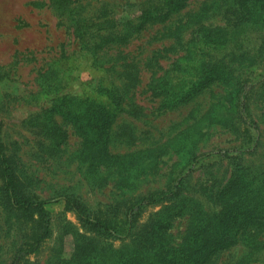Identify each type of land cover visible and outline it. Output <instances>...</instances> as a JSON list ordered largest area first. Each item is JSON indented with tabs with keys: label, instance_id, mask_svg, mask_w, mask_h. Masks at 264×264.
<instances>
[{
	"label": "rangeland",
	"instance_id": "374dc122",
	"mask_svg": "<svg viewBox=\"0 0 264 264\" xmlns=\"http://www.w3.org/2000/svg\"><path fill=\"white\" fill-rule=\"evenodd\" d=\"M138 1L82 0L84 4L90 2L85 6L87 11L96 12L100 7H106L116 14ZM204 1L189 0L185 9L172 14L164 23L150 25L123 47L125 51H131L130 58L140 70L139 84L124 105L126 111L141 108L142 112L136 117L127 112L120 113L114 122L109 149L115 154L152 149L136 169L160 167L148 178L142 176L136 180L141 192L166 188L177 163V179L172 186L184 174L188 191L213 210L216 207L204 195L203 186L214 184L219 187L236 166L264 157V59L245 46L236 48L235 55L227 56L234 63L236 76L244 84L245 120L237 110L236 113L230 111L233 106L226 97L231 88L220 83L211 85L191 101L175 108H160L162 97L153 93L155 78L170 69L173 83L179 89L189 81L190 72L192 74L191 61L182 65L179 62L185 52V46L179 43L189 39L191 32L183 31L181 42L165 33L169 26L197 10ZM66 12L58 9L51 0H0L2 141L20 174L32 178L30 188L41 198H57L47 205L53 233L39 253L28 257L27 264H49L51 261L56 264L55 256L61 244L62 256H71L74 234L70 228L66 232V227L71 225L81 231L82 228L76 214L59 197L63 193L81 197L94 211L118 220L125 219V192L118 184L126 174L128 163L107 162L99 168L90 166L88 159L81 158L86 153L88 143L85 140L88 138L80 135L76 120L69 112L71 108L76 110L73 107L75 99L70 98L74 96L98 98L113 110L114 105L98 88L115 80L124 84L127 78L123 75L118 78V72L95 62L93 53L81 48ZM247 42L246 46L256 49L261 43L260 33L251 31ZM102 54L105 57L118 56L117 49L102 52L100 56ZM119 64L116 65L118 69ZM206 114L207 118H204ZM219 117L223 118L220 122L216 119ZM47 121L50 125L56 121L68 132L67 140L60 146L47 132L50 126ZM223 122L230 125L222 127ZM194 139L198 141L194 145L200 154L197 160L187 147ZM169 141L171 145H168ZM186 164L189 165L185 167ZM160 207H145L140 213V222ZM185 225L183 220L177 230ZM30 227H16L0 209V264L10 262ZM109 241L120 244L119 240ZM245 258L248 262L239 264H264V250L250 253L248 247L236 246L222 252L217 262L238 263Z\"/></svg>",
	"mask_w": 264,
	"mask_h": 264
},
{
	"label": "trees",
	"instance_id": "16d2710c",
	"mask_svg": "<svg viewBox=\"0 0 264 264\" xmlns=\"http://www.w3.org/2000/svg\"><path fill=\"white\" fill-rule=\"evenodd\" d=\"M51 1L58 9L67 11L65 14L70 18L81 48L90 50L95 62L118 72V78L120 75L127 78L124 84L115 80L98 88L114 105L113 110L98 98L74 96L70 98L75 99L73 107L76 110L70 107L69 112L76 120L80 135L88 138L85 140L88 143L86 153L81 158L88 159L90 166L99 168L107 162L128 163L126 174L118 184L125 192V219L118 220L94 211L81 197L72 193L61 194L59 197L76 214L82 231L71 225L66 227V232L70 228L74 234V250L65 258L60 252L61 244L55 256L56 264H219L217 257L236 246L248 247L250 253L264 250V157L239 164L219 187L214 184L203 186L204 195L216 207L212 210L188 191L184 174L172 186L177 179V163L166 188L141 192L136 180L142 176L148 178L160 167L136 169L144 155L148 157L151 148L125 154H115L109 149L114 122L120 113L127 112L136 117L142 112L141 108L126 111L124 105L139 84L140 70L130 58L131 51H125L123 47L150 25L164 23L172 14L185 9L189 0H140L131 3L120 14L112 13L106 7H100L96 12L87 11L85 6L90 2L84 4L82 0ZM186 30L191 34L189 39L179 43L185 46L179 62L182 65L191 61L192 74L190 72L189 81L179 89L173 83L170 69L155 78L152 87L154 95L162 97L160 108H175L191 101L211 85L220 83L231 88L226 97L233 106L230 111L236 113L237 110L245 120L244 84L236 76L234 63L227 56L235 55L236 48L245 46L264 59V0H206L197 10L169 26L165 34L181 42ZM251 31H258L261 36L256 49L246 46ZM112 49H117L118 56H100ZM208 117L212 118V115ZM229 125V122L221 124L222 127ZM47 132L55 138L58 146L68 138V132L56 121L48 126ZM196 140L187 146L195 160L200 156L196 151ZM251 151L256 154L255 150ZM0 179L1 211L16 227L31 226L8 264H27L28 257L39 253L53 233L47 205L57 198H41L30 188L32 178L20 174L5 150L1 123ZM156 205L161 207L140 222L139 216L144 208ZM183 220L186 221L185 227L177 230ZM109 239L119 240L120 244L115 245ZM244 261L248 262V259L226 264Z\"/></svg>",
	"mask_w": 264,
	"mask_h": 264
}]
</instances>
